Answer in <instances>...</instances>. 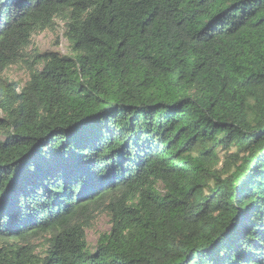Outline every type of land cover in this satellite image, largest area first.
I'll list each match as a JSON object with an SVG mask.
<instances>
[{
    "label": "trees",
    "instance_id": "16d2710c",
    "mask_svg": "<svg viewBox=\"0 0 264 264\" xmlns=\"http://www.w3.org/2000/svg\"><path fill=\"white\" fill-rule=\"evenodd\" d=\"M0 264H264V0H0Z\"/></svg>",
    "mask_w": 264,
    "mask_h": 264
},
{
    "label": "rangeland",
    "instance_id": "374dc122",
    "mask_svg": "<svg viewBox=\"0 0 264 264\" xmlns=\"http://www.w3.org/2000/svg\"><path fill=\"white\" fill-rule=\"evenodd\" d=\"M58 25L55 30L47 31L42 35H37L34 39L35 48L42 52L53 51L61 53L62 55L70 54V43L65 36V24L57 22ZM28 63H20L9 69L8 77L18 83L24 84L29 80L30 71ZM162 189V187H161ZM112 229L110 217L107 214H98L96 219L90 224L87 229V241L89 244L96 247L101 239L106 234H109ZM40 248L43 241H37ZM41 256H44V251H41Z\"/></svg>",
    "mask_w": 264,
    "mask_h": 264
}]
</instances>
